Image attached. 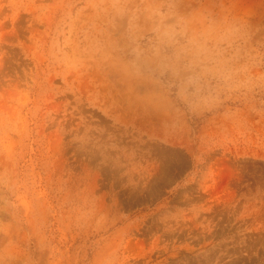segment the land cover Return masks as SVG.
I'll return each instance as SVG.
<instances>
[{"label":"rangeland","instance_id":"1","mask_svg":"<svg viewBox=\"0 0 264 264\" xmlns=\"http://www.w3.org/2000/svg\"><path fill=\"white\" fill-rule=\"evenodd\" d=\"M0 264H264V0H0Z\"/></svg>","mask_w":264,"mask_h":264}]
</instances>
